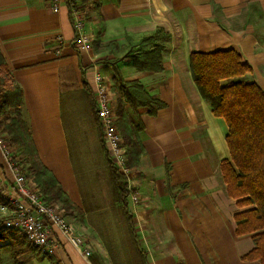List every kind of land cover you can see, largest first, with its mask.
<instances>
[{
  "label": "crops",
  "instance_id": "obj_1",
  "mask_svg": "<svg viewBox=\"0 0 264 264\" xmlns=\"http://www.w3.org/2000/svg\"><path fill=\"white\" fill-rule=\"evenodd\" d=\"M80 2L87 9L90 49L73 44L66 3L54 11L49 0H0V53L10 82L21 89L37 156L77 210L79 223H71L85 235L90 255L64 241L44 255L16 231L0 227V264H101L94 253L110 252L109 223L119 222L95 215L107 193L96 189V181L102 186L103 175L111 177L95 113V71L104 77L116 119L121 80H138L164 103L153 113L147 106L123 105L135 114L143 149L132 167L139 202L128 197L127 207L148 264H174L175 258L183 264H260L242 258L254 244L250 233L235 232L234 214L248 206L227 194L220 170L221 161L230 160L228 128L193 82L189 54L233 49L251 66L242 78L264 90V0ZM159 28L144 48L162 46V69H136L122 57L128 42ZM0 180L12 183L1 153Z\"/></svg>",
  "mask_w": 264,
  "mask_h": 264
},
{
  "label": "trees",
  "instance_id": "obj_2",
  "mask_svg": "<svg viewBox=\"0 0 264 264\" xmlns=\"http://www.w3.org/2000/svg\"><path fill=\"white\" fill-rule=\"evenodd\" d=\"M159 31L160 28L137 42L129 41L122 57L131 58L138 70L162 69V46L153 44L144 48L153 43ZM189 68L192 80L200 95L209 102L212 114L222 117L228 128L225 141L230 160H222L220 170L227 194L236 199L237 205L249 206L234 214L235 232L250 233L254 244L242 258L264 264V90L257 83L242 78L251 71V66L230 48L192 51L189 54ZM21 103V89L10 82L8 69L0 53V116H5L0 118V130L11 144L14 160L20 157L21 165L15 162L31 177L45 200L59 201L64 208H72L74 205L59 182L37 156ZM124 104L134 110L139 106H147L149 112L153 113L164 103L149 95L136 79L121 80L119 83L117 126L126 146L127 165L134 167L139 164L143 149L137 135L139 125H133L129 120ZM103 150L105 152L104 146ZM105 161L135 249L144 264H148L147 252L140 245L127 207V179L116 169L107 154ZM0 227L4 228L1 224Z\"/></svg>",
  "mask_w": 264,
  "mask_h": 264
},
{
  "label": "built area",
  "instance_id": "obj_3",
  "mask_svg": "<svg viewBox=\"0 0 264 264\" xmlns=\"http://www.w3.org/2000/svg\"><path fill=\"white\" fill-rule=\"evenodd\" d=\"M49 2L54 11L58 10L61 3L67 4L74 29L73 44L80 50L90 49L92 38L84 29L85 10L79 6L78 0ZM94 103L110 159L127 179L131 202L137 203L139 196L133 191L132 168L126 164L125 148L116 130V115L110 106L109 91L103 75L98 71L94 73ZM0 153L12 172L10 186L0 180L1 226L22 235L38 253L51 255L57 251L58 244L64 241L87 258L90 245L85 235L68 220L59 204L46 201L35 183L24 177L20 165L14 160L12 147L1 130ZM57 263L61 264L60 260Z\"/></svg>",
  "mask_w": 264,
  "mask_h": 264
},
{
  "label": "rangeland",
  "instance_id": "obj_4",
  "mask_svg": "<svg viewBox=\"0 0 264 264\" xmlns=\"http://www.w3.org/2000/svg\"><path fill=\"white\" fill-rule=\"evenodd\" d=\"M78 4L83 9V11L85 10V14H86L87 13L86 6H82L80 0H78ZM116 92H118V91L116 90ZM116 94H118V93H116ZM127 113H128V118H129V120L132 121L133 125H137L134 112H132L130 110V112L128 111ZM4 117L5 116H3V115L0 116V118H4ZM117 122H118V119H115L116 130L119 133V135L121 136V141H122L121 143L123 144V146L125 148V152H126V146H125V143L123 141L122 134H121L120 130H118L119 128L117 126ZM98 123H99V121H98ZM99 125H100V123H99ZM99 127H100V131H101V139H102V143H103V146L105 149V154H107L108 158L110 159L106 145L104 143L101 126H99ZM3 135L5 137V134H3ZM5 140L8 143H10L6 137H5ZM125 152H124V155H125L126 164H127V157H126ZM15 161H17V163H19L21 165L20 157L17 156ZM112 164H113V162H112ZM132 171H133V169H132ZM21 172L27 180L29 179L32 181L31 177L28 176L26 171L22 169V166H21ZM103 180L104 181H103L102 186H100L99 180L96 181L97 182L96 189H98V190L101 189L102 191L107 192L106 197L104 195L105 199L103 200V205H102L104 207L99 209L95 213V215L102 216L105 221L107 220L106 218L111 217L114 222L118 221L119 225H121V226L113 225V222L109 223V226L113 229V233H114L113 234V238H114L113 244L111 245V249H109L110 252L109 253H94L93 257H94V259L100 257L99 261L101 262V264H144V262L142 261L141 255L136 251L135 246L131 240V235L129 233L130 229H128L127 224H126L125 219H124V215L121 212L119 202L117 201V198H116V189L114 188L111 177L109 176V174H105V177L103 175ZM132 187H134V186H132ZM128 197L129 196L127 194L126 199ZM138 200H139V198H138ZM50 202L59 204V206L64 209L63 213L67 216L68 220H70L72 223H75V224L79 223L78 222L79 214H78L77 210L73 209V207L66 209L63 207L62 203L59 201H50ZM0 217H1V214H0ZM110 221H112V220L110 219ZM0 223H1V220H0ZM78 230L80 231V229H78ZM134 230H135V226H134ZM140 245H141V247L143 246V244H140ZM166 247H168V245H166ZM172 254L175 255V253H172ZM174 260H175L174 264H183V263H181V261L178 258H175ZM94 264H96V263H94Z\"/></svg>",
  "mask_w": 264,
  "mask_h": 264
}]
</instances>
